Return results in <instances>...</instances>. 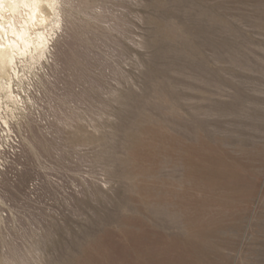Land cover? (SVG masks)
Listing matches in <instances>:
<instances>
[{
	"label": "rangeland",
	"instance_id": "rangeland-1",
	"mask_svg": "<svg viewBox=\"0 0 264 264\" xmlns=\"http://www.w3.org/2000/svg\"><path fill=\"white\" fill-rule=\"evenodd\" d=\"M58 7L0 99V264H264V0Z\"/></svg>",
	"mask_w": 264,
	"mask_h": 264
},
{
	"label": "bare ground",
	"instance_id": "bare-ground-1",
	"mask_svg": "<svg viewBox=\"0 0 264 264\" xmlns=\"http://www.w3.org/2000/svg\"><path fill=\"white\" fill-rule=\"evenodd\" d=\"M58 4L59 0H0V99L23 103L14 88L19 63L31 67L52 51L49 27L53 30L61 23ZM10 131L9 127L13 135ZM5 166L0 160V170Z\"/></svg>",
	"mask_w": 264,
	"mask_h": 264
},
{
	"label": "built area",
	"instance_id": "built-area-1",
	"mask_svg": "<svg viewBox=\"0 0 264 264\" xmlns=\"http://www.w3.org/2000/svg\"><path fill=\"white\" fill-rule=\"evenodd\" d=\"M6 135H7V134H5L4 137H8V136H6ZM2 137H3V136H2ZM2 137L0 138V141H1ZM0 147H1L0 149H2L3 147L5 148V146L2 145V142H0ZM6 147H7L8 150L11 149V148H10V145H9V142H7V146H6ZM16 147H17V146H16ZM5 149H6V148H5ZM8 150H7V151H8Z\"/></svg>",
	"mask_w": 264,
	"mask_h": 264
}]
</instances>
